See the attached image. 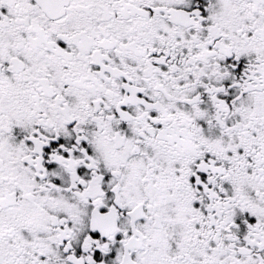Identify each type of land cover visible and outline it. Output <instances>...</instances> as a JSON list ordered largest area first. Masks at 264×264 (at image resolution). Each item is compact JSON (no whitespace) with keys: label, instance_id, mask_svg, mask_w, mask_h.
Instances as JSON below:
<instances>
[{"label":"snow or ice","instance_id":"snow-or-ice-1","mask_svg":"<svg viewBox=\"0 0 264 264\" xmlns=\"http://www.w3.org/2000/svg\"><path fill=\"white\" fill-rule=\"evenodd\" d=\"M0 264H264V0H0Z\"/></svg>","mask_w":264,"mask_h":264}]
</instances>
